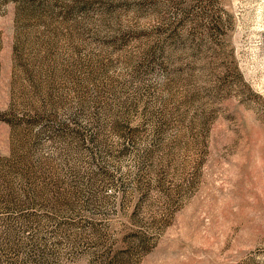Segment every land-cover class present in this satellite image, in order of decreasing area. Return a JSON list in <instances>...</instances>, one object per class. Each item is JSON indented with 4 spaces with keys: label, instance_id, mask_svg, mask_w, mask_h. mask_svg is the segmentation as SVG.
I'll list each match as a JSON object with an SVG mask.
<instances>
[{
    "label": "rangeland",
    "instance_id": "374dc122",
    "mask_svg": "<svg viewBox=\"0 0 264 264\" xmlns=\"http://www.w3.org/2000/svg\"><path fill=\"white\" fill-rule=\"evenodd\" d=\"M0 264H264V0H0Z\"/></svg>",
    "mask_w": 264,
    "mask_h": 264
}]
</instances>
